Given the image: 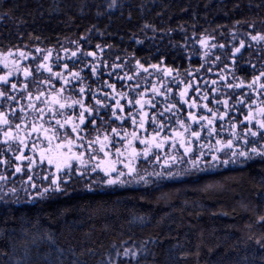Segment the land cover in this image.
I'll return each mask as SVG.
<instances>
[{"label":"trees","instance_id":"trees-1","mask_svg":"<svg viewBox=\"0 0 264 264\" xmlns=\"http://www.w3.org/2000/svg\"><path fill=\"white\" fill-rule=\"evenodd\" d=\"M110 2L0 0V53L19 49L39 56L41 54L34 51L36 47L53 50L61 45L72 47L71 41L87 35L89 42L79 40V43L87 50L96 51L109 63L117 53L135 55L141 63H157L158 57L163 55L164 63L179 69L182 77L185 68H191L209 81L208 85H200L201 94L209 93L203 102L197 97L195 87L188 91L189 97L196 98L200 105L192 109L197 115L207 114L204 103L223 111L221 105L212 100L213 95L223 99V94L211 91L213 87L222 88L220 75H227V80L233 83L235 78L245 83L244 88H224L223 92L246 93L250 91L246 86L254 71L249 62L256 63L258 68L264 66L261 61L264 53L259 51L261 45L252 42L253 47L249 49L250 41L244 35L264 32V0H117V6L109 11ZM5 11L7 16L3 15ZM251 23L256 25L255 29L250 27ZM144 24L152 25L156 32L146 29V36L141 31ZM232 33H236L237 39H233ZM193 34L198 37L211 35L215 39L210 44L224 43L225 48L212 49L206 58L194 56L189 64L182 45L184 37ZM240 37L245 39L246 46L236 54L237 62L233 65L228 53L234 45L238 46ZM97 44L104 49L103 53L95 47ZM196 47L200 53L205 51L199 44ZM213 54H222L221 61L213 66V72L198 69L200 64L208 67L206 60ZM223 64L228 67H222ZM213 79L217 80L215 86L210 83ZM178 91L171 94L177 100ZM256 99L259 101L260 97L257 95ZM234 103L236 96L232 95L226 119L231 118ZM247 103V97L244 103H236V108L241 110L237 120L243 119ZM177 107L182 109V116L186 115V105L181 103ZM145 110L149 115L155 111ZM127 112L125 108V114ZM220 123L217 117V128ZM119 124L116 121L111 126L119 130ZM124 127L128 132L133 131L127 119ZM145 127L147 133L138 125L135 128L138 139L133 146L137 150L144 147L139 144V138L152 133L150 120H146ZM227 133L228 126L225 125L222 134ZM88 135L94 133L89 131ZM26 142L31 145L30 138ZM40 147L42 145L37 146L36 156ZM116 147L125 151L119 143ZM4 151V145L0 143V155ZM173 151L166 146L161 152L162 160L164 153L171 155ZM23 154L33 156L31 146L25 148ZM7 159L10 165L19 164L22 172L15 173L12 167L0 166V174H11L9 180L0 181V197H3L0 199V252H7V256L0 255V264H101L107 256L129 246L140 252L141 264H264V250L254 243L255 239L264 236V225L257 222L258 217L264 215V174L261 172L264 163L259 159L244 164L230 162L219 168L209 166L210 170L191 173L184 179L157 180L155 176H149L151 183L147 185L140 182L109 186L102 182L107 177L100 171L92 174L94 182L74 175L67 195L49 192L42 197L39 192L53 179L55 169L45 167L41 170L33 166L30 174L37 189H29V192L35 199L22 190L28 187L29 173L25 167L28 161H15L11 153ZM117 167L123 170L122 164ZM189 167L184 161L173 164L170 169L164 168L163 164L137 161V171L142 175L160 170L179 175ZM45 175L48 180L42 179ZM59 175L63 177V172ZM121 179L128 181L130 177L126 175ZM89 183L91 192L86 188ZM13 186L18 189L19 201L5 203V200L15 199L6 194Z\"/></svg>","mask_w":264,"mask_h":264},{"label":"snow or ice","instance_id":"snow-or-ice-1","mask_svg":"<svg viewBox=\"0 0 264 264\" xmlns=\"http://www.w3.org/2000/svg\"><path fill=\"white\" fill-rule=\"evenodd\" d=\"M116 6L117 0H111L107 8L110 11ZM3 15L7 16V11ZM250 27L255 29L256 25L251 23ZM146 29L156 32L149 24H144L141 31L145 32ZM145 35L147 36V32ZM244 35L250 41L247 44L249 49L253 47L252 42H255L261 45L259 51L264 53V32H247ZM232 37L237 39L236 33H232ZM214 39L211 35L185 36L182 45L184 58L191 64L194 56L199 58L202 55L206 58L212 49L225 48L224 43H209ZM79 40L85 41L86 44L89 42L87 35H82ZM79 40L71 41L72 47L61 45L56 50L36 47L34 51L40 53L39 56L19 49L16 52L9 50L0 53V64L6 70L0 75V143H3L5 148L4 153L0 155V166L12 167L15 173L22 172L19 164H9V153L15 161H28L25 166L29 173L26 181L28 187L22 190L32 199L36 197L32 196L29 189H37V184L30 174L33 166L41 170L45 167L55 169L53 179L39 192L42 197L49 192L67 195L68 185L74 175L77 178L87 177L94 182L95 176L92 174L97 171L107 177L102 182L109 186L140 182L147 185L151 183L149 176H155L157 180H177L189 177L191 173L210 170L209 166L219 168L221 165L227 166L230 162L244 164L257 159L264 163V66L258 68L256 63L249 62V67L254 71L250 74L251 79L246 86L250 91L246 93L223 92L224 88H244L245 83L239 78H235L233 83L227 80V75L218 74L222 88L213 87L211 91H220L223 99L213 95L212 100L221 105L223 111L210 108L204 103L203 108L207 114L196 115L192 111L200 107L196 98L185 97L189 89L195 87L199 99L202 102L207 100L209 93L204 91L201 94L200 85H208L209 81L203 76H198L195 70L185 68L182 77L179 69L164 63L163 55L158 57L157 63H141L135 55L121 56L117 53L109 63L96 51L87 50ZM136 42L142 43L140 40ZM197 44L200 49H205L203 53H200ZM245 46V39L240 37L238 46L234 45L229 49L228 55L233 65L237 62L236 54L241 53ZM95 47L103 53L101 45L97 44ZM221 55L213 54L210 60H206L208 67L200 64L198 69L212 73L213 66L221 61ZM24 61L32 63L25 64ZM261 61L264 64V57ZM222 67L227 68L228 65L223 64ZM117 83L120 84L119 89ZM210 83L215 86L217 80L213 79ZM57 84L60 86L57 87ZM176 89H179L178 100L171 95ZM232 95L236 96V103H244L245 97L248 98L247 112L243 113L241 120H237L241 110L236 108V103L232 105L231 118L226 119L229 117V99ZM257 95L260 97L259 101L256 99ZM181 103L188 109L183 116L182 109L177 107ZM125 108L128 109L127 114ZM146 108L155 111L149 115ZM217 117L221 121L219 128L215 124ZM125 119L130 121L133 131L128 132L124 127ZM146 120L151 121L152 133L139 138V144L144 147L137 150L133 146L138 139L135 128L138 125L147 133ZM116 121L120 122L119 130L118 127L111 126ZM225 125L228 126L227 135L222 134ZM238 127L239 131H236ZM89 131L94 135H88ZM30 137H34L31 139V145L26 142ZM116 143L125 151L116 147ZM38 145L42 147L36 156ZM29 146L34 155L26 157L23 150ZM166 146L174 151L171 155L164 153V168L170 169L173 164L182 161L190 167L179 175L174 171L164 170L145 175L137 171L138 159L150 165H159L162 160L161 152ZM119 164L127 171L118 170ZM61 172L63 177L59 175ZM261 172L264 174V169ZM126 175L130 177L128 181L121 179ZM10 176L11 174H0V181H7ZM42 179L48 180V176L45 175ZM86 188L88 192L93 191L90 183ZM17 191L15 186L8 189L6 194L15 199L4 202H18ZM257 222L264 225V215L259 216ZM254 243L264 250V236L255 239ZM0 255L7 256V252H0ZM122 262L141 264L140 252L131 246L125 247L117 250L114 255L107 256L101 264Z\"/></svg>","mask_w":264,"mask_h":264},{"label":"rangeland","instance_id":"rangeland-1","mask_svg":"<svg viewBox=\"0 0 264 264\" xmlns=\"http://www.w3.org/2000/svg\"><path fill=\"white\" fill-rule=\"evenodd\" d=\"M6 70L3 68V65L2 64H0V75H3L4 74V72H5ZM190 91V90H189ZM189 93V92H188ZM187 93V95H186V97H185V99H189L190 97H189V94ZM198 97V96H197ZM196 114V113H195ZM197 115V114H196ZM236 131H239V129H237ZM141 145V144H140ZM150 158V157H149ZM139 160V159H138ZM139 161H144V160H139ZM170 163H171V161H170ZM160 164H163V160L161 161V163ZM124 171H127L126 169H123ZM113 175H115V174H113Z\"/></svg>","mask_w":264,"mask_h":264},{"label":"flooded vegetation","instance_id":"flooded-vegetation-1","mask_svg":"<svg viewBox=\"0 0 264 264\" xmlns=\"http://www.w3.org/2000/svg\"><path fill=\"white\" fill-rule=\"evenodd\" d=\"M24 63L25 64H28L29 63V61H24ZM34 67H35V65L33 66V69H34ZM60 85L59 84H57V87H59ZM2 127V126H1ZM21 134H23V133H21ZM32 138H34V137H30V139H32ZM53 143H55V141L53 142ZM63 151V150H62Z\"/></svg>","mask_w":264,"mask_h":264}]
</instances>
